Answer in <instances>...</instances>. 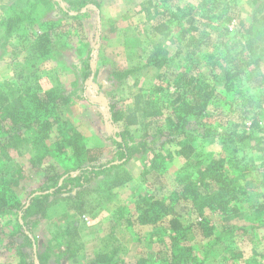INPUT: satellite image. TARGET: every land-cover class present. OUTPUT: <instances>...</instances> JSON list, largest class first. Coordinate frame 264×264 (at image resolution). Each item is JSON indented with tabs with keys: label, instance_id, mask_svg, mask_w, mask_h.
Masks as SVG:
<instances>
[{
	"label": "trees",
	"instance_id": "trees-1",
	"mask_svg": "<svg viewBox=\"0 0 264 264\" xmlns=\"http://www.w3.org/2000/svg\"><path fill=\"white\" fill-rule=\"evenodd\" d=\"M99 1L43 0L44 7L29 13L15 5L7 8L0 4L5 52L25 22L38 31L29 53L22 58L26 72L20 76L21 86L12 95L0 88V160L28 144L34 151L27 168L21 166L10 176L0 168V248L16 246L20 241V264H50L47 257L51 256L75 259L84 248L76 225L68 221L59 225L51 236L57 239L61 235L65 249L51 253L34 249L37 224L48 222L51 210L63 201L67 213H84L93 192L110 198L113 191L133 181L125 167L132 159L154 151L151 162L157 163L162 149H166L159 150V145L178 144L186 160L175 174V188L158 193L157 182H151L133 200V222L153 227L151 248L140 251L133 263L119 260L116 247L97 250L83 264H209L210 253L227 243L226 238L232 242L237 235L261 227L227 225L206 245L195 243L191 236L196 231L204 236L218 231L208 211L227 219L240 212L241 196L247 194L243 184L249 168L254 169V164H242L247 146L260 153L255 159L262 161L264 171V145L254 133L260 127L257 110L262 105L256 107L254 94L247 92L249 87L260 92L264 88V2L253 0L257 6L252 20L247 21L240 16L238 0H148L142 10L150 22L153 43L145 66L157 71L154 93L136 94L133 103L126 104L105 92L111 96L108 112L112 125L111 157L105 160L102 150L90 147L82 131L62 118L64 106L74 99H88L85 83L94 77L92 59L100 42V28L89 34L91 48L75 65L82 89H43L37 78L40 65L54 57L56 39L68 46L75 38L76 42L87 39L84 10L90 7L98 12ZM48 11L74 24L54 33L55 22L45 18ZM110 68L116 82L127 81L137 70ZM147 118L162 122L153 136L146 134L137 141L129 127L144 124ZM247 121L254 130L239 132V126ZM198 141H216L220 149L195 151ZM247 142L251 144L245 145ZM22 180L30 186H21L18 181ZM184 209L196 216L191 225ZM255 210L264 211V201L256 203ZM224 248L225 264H245L239 249L232 254L231 247Z\"/></svg>",
	"mask_w": 264,
	"mask_h": 264
},
{
	"label": "rangeland",
	"instance_id": "rangeland-1",
	"mask_svg": "<svg viewBox=\"0 0 264 264\" xmlns=\"http://www.w3.org/2000/svg\"><path fill=\"white\" fill-rule=\"evenodd\" d=\"M259 1L260 3L264 2V0ZM99 2L100 10L98 12L90 7L84 10L87 12V17L83 18L84 34L87 35V39L83 42L79 39L76 42L77 38L70 41L67 39L70 42L69 46L61 44L56 39L53 47L54 57L40 65L37 78L43 89L56 86H65L71 90L82 89L84 86L81 74L75 65H79L82 58L89 52L91 33L100 28V42L94 49L92 59L94 77L85 83L88 99H74L64 106L62 118L82 131L90 147L102 150L103 158L106 160L111 157L112 144L109 135L112 133V125L109 121L108 112L111 96L107 97L105 92H111L115 99H124L126 104H132L136 94L146 96L154 93L152 88L156 83L157 71L145 66V58L148 56L149 48L153 43V36L150 34V22L142 10L148 5V0H100ZM238 2L241 10L240 16L247 21L252 20L254 8L257 5L253 3V0H238ZM0 4L7 8L15 5L17 10L27 13L35 12V9H40L41 6L44 7L43 0H0ZM45 18L55 22L54 33L61 32L65 25H70L73 22L71 20L66 22V18L63 19V17L49 11L46 12ZM176 32L182 36L180 31L177 30ZM37 33L38 31L34 29L33 24L25 22L22 29L9 41L10 47L9 49L7 47L6 52V46L3 45V33L0 34V88L9 95L23 82L20 76L26 72V65L22 58L29 53ZM112 66L117 69L136 68L137 70L127 81L116 82L112 80L110 73ZM219 74L222 75L221 70ZM254 77V74L251 75L253 80H255ZM111 83L115 85H111ZM247 92L254 94L256 107L262 105L261 108H257V112L260 114V127L256 128L254 133L257 140L259 139V143L264 145V88L260 92L249 87ZM161 122V120L151 121V118H147L144 124L130 126L129 129L131 135L139 141L146 134L153 136ZM242 126H239V132H252L254 130L250 128L251 121H247L245 126ZM248 144L251 142H247L245 145ZM31 147L28 144L17 151H11L10 157L0 160V168L9 176L11 172L21 166L27 168V160L34 153ZM165 147L166 149H162ZM246 148L243 153L242 164L246 163L248 167L254 164V169L249 168V172H247L249 174L243 184L247 194L243 195L244 197L241 196L240 212L238 215L227 219L216 212L208 211L207 216L212 224L217 225L218 231L209 236L200 235L196 231L191 236L195 243L199 241L200 245H206L219 234L221 228L227 225L261 227L256 231L248 232L246 235L243 233L237 235L235 237V240H238L237 244L234 238H232V242L226 238L227 243L210 253L209 264H225L223 261V256L227 254L225 246L232 248V254L235 253L234 250L239 249L245 259V264H264V211L254 212L256 211V203L264 201V171L261 170L262 167L260 166L262 161L255 159L260 153L249 150L248 146ZM158 149H162V152L156 161L157 163L151 162L155 152L149 151L144 157H135L126 164L125 167L132 174L133 181L113 191L112 197L108 198L104 195L105 198H103L93 192L88 197V205L84 209V213L80 214L77 210L67 213L65 201L61 206L51 210L48 222L41 221L35 228L34 249L51 253H60V248L64 250L63 237L60 235L54 239L51 234L59 229V225L68 221L71 225L78 227L81 234L80 242L84 244V248L73 260L65 256H60V258L57 256L47 257L50 264H83L94 257L97 250H109L116 247L118 248L119 260L125 263H133L140 251L151 248L150 240L155 237L152 226H141L133 222L136 211L133 200L138 197V194H142L144 188L151 182H157L155 191L158 193L161 190L175 188V174L183 167L186 160L182 147L178 144L159 145ZM219 149L220 146L216 141H198L194 147L195 151L202 153ZM237 173L239 172L237 171ZM18 183L21 186L22 184H29L26 180L18 181ZM21 186L18 188L22 192ZM63 204L66 205L63 206ZM184 212L188 225H191L196 216H191L188 209L186 211L184 209ZM165 225L168 226L167 223ZM19 246H21L20 241L17 242L16 246L0 248V264H20Z\"/></svg>",
	"mask_w": 264,
	"mask_h": 264
}]
</instances>
